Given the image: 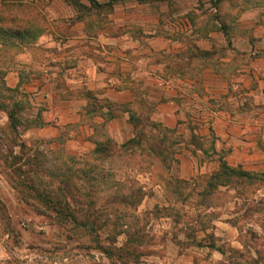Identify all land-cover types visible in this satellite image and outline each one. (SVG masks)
<instances>
[{"label": "rangeland", "instance_id": "obj_1", "mask_svg": "<svg viewBox=\"0 0 264 264\" xmlns=\"http://www.w3.org/2000/svg\"><path fill=\"white\" fill-rule=\"evenodd\" d=\"M7 1L19 2L15 8L32 33L49 26L41 0H0V27L18 19ZM61 10L64 18L52 22L61 32L71 19L91 34L112 25L108 9H74L72 16ZM18 51L1 49L0 104L29 109L24 91L2 89L6 58ZM149 110L140 115L135 142L122 146L100 127L96 142L104 150L72 154L22 136L36 120L30 111L12 130L0 108V264H264V169L230 165L254 178L218 180L223 153L212 150L211 136L194 143L191 134L154 128ZM187 150L194 163L189 178L179 158ZM61 187L76 198L54 205L41 198Z\"/></svg>", "mask_w": 264, "mask_h": 264}, {"label": "crops", "instance_id": "obj_2", "mask_svg": "<svg viewBox=\"0 0 264 264\" xmlns=\"http://www.w3.org/2000/svg\"><path fill=\"white\" fill-rule=\"evenodd\" d=\"M39 3L49 26L5 67L7 86L32 106L22 112L36 119L25 139L81 154L96 148L105 127L123 144L135 136L130 112L149 105L153 122L214 134V152L229 165L264 169V0H120L107 15L112 25L92 34L73 19L68 31L53 26L64 18L58 6L75 13L64 0ZM92 97L120 116L94 112ZM179 158L191 177V153Z\"/></svg>", "mask_w": 264, "mask_h": 264}, {"label": "trees", "instance_id": "obj_3", "mask_svg": "<svg viewBox=\"0 0 264 264\" xmlns=\"http://www.w3.org/2000/svg\"><path fill=\"white\" fill-rule=\"evenodd\" d=\"M66 3L70 6H73V8L77 11V12H82L83 10H88V9H98V10H107L110 12L112 11L114 5L119 2L120 0H109L107 3H99L97 0H87L90 3V8H88L84 3L83 0H65ZM142 1V0H139ZM18 1H7L8 6H14V8L16 7L15 4H18ZM8 10L7 12L11 13V17H18L12 19L11 22V27L9 28L8 26L5 27H0V44L2 45V48L7 47V49H13V47H17L18 50H21V44L25 41H28L33 37H35V35L37 36V34L39 32L36 33H32L33 30L31 27L27 26V21H28V17L27 15L23 12L20 11L21 9L19 7L14 9H11L9 7H7ZM19 10V11H18ZM14 20V21H13ZM2 89L4 91L7 92H14V93H19L20 89L16 88V89H12L9 88L7 85H3ZM92 99V107L94 109V112H99L101 113L100 110L106 108L107 112H106V119L107 120H111L115 117L120 116V113L122 110L118 109L115 105H113L111 102H103L100 103L98 102L95 98H91ZM0 108L3 110H6L8 113V118L9 121L11 123V129L12 130H16L18 129V116L19 114L22 113V111L24 110L23 105L21 104V102H13V104H11V106L9 107L7 104H0ZM151 109V108H150ZM151 112V110H149V113ZM148 120L152 121L150 117H147ZM130 121L134 126V129H136L138 126L143 124V120L141 119L140 115H137L136 113L130 112ZM152 127L154 128H158V127H165L162 124L156 123V122H152L151 124ZM191 139L194 143H196L197 140L202 139L201 136H199L198 134H196L194 132V128H191ZM171 131V130H170ZM173 132H176V130H172ZM211 138H212V150L215 151V136L214 134H211ZM135 142V138L130 139L127 143H133ZM126 144H122V146H125ZM24 146L22 145V148ZM97 150L96 151H102L104 150L101 147V144H98L97 142ZM224 151V150H223ZM254 173L251 172H247L244 171L240 168V166L238 167H232L229 165V163L226 161L225 156L221 155L220 156V167H219V171L215 174V177L218 180L223 181V179H227L231 176H236L239 179L242 180H249L251 178H254ZM11 183L15 184L14 180H10ZM16 185V184H15ZM62 187L59 189H56L54 191V194H48V193H41V198L48 204V205H54L57 204L61 201H63V203H68V200H72V198H76V196L71 195V197H67V193L66 194H62ZM70 193L71 190H69ZM64 198V199H63ZM53 207V206H51ZM54 208V207H53Z\"/></svg>", "mask_w": 264, "mask_h": 264}]
</instances>
